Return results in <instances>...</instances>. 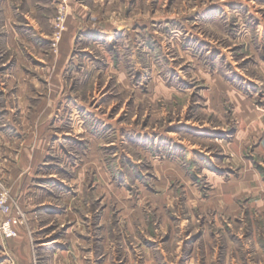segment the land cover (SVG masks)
<instances>
[{"label":"rangeland","instance_id":"374dc122","mask_svg":"<svg viewBox=\"0 0 264 264\" xmlns=\"http://www.w3.org/2000/svg\"><path fill=\"white\" fill-rule=\"evenodd\" d=\"M0 183V264H264V0H0Z\"/></svg>","mask_w":264,"mask_h":264},{"label":"built area","instance_id":"2783aa9c","mask_svg":"<svg viewBox=\"0 0 264 264\" xmlns=\"http://www.w3.org/2000/svg\"><path fill=\"white\" fill-rule=\"evenodd\" d=\"M20 217L12 214V206L9 203L8 192L0 183V235L11 238L18 235L16 226Z\"/></svg>","mask_w":264,"mask_h":264},{"label":"crops","instance_id":"0c3cea01","mask_svg":"<svg viewBox=\"0 0 264 264\" xmlns=\"http://www.w3.org/2000/svg\"><path fill=\"white\" fill-rule=\"evenodd\" d=\"M21 225H17L16 226V228H17V230H18V233H20V231H21V227H20ZM25 232H24V230H23V228H22V231H21V233H20V235L18 236V238H17V240H15L14 242L16 243V242H18V243H20L24 238H25ZM23 242V241H22ZM25 248L27 247V245L26 246H24ZM27 260V258H24V260H23V258H22V260H20V264H26L25 263V261ZM29 260V259H28Z\"/></svg>","mask_w":264,"mask_h":264}]
</instances>
